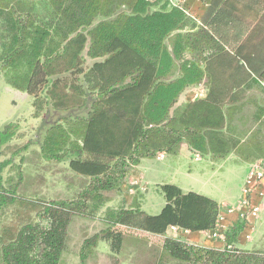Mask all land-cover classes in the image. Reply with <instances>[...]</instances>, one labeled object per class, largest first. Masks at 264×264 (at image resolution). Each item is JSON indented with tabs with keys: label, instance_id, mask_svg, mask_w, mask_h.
Listing matches in <instances>:
<instances>
[{
	"label": "trees",
	"instance_id": "1",
	"mask_svg": "<svg viewBox=\"0 0 264 264\" xmlns=\"http://www.w3.org/2000/svg\"><path fill=\"white\" fill-rule=\"evenodd\" d=\"M231 2L244 9L263 0H210L198 21L172 0H0V74L32 99L38 154L87 180L72 199L19 194L21 165L12 160L29 144L8 147L22 135L17 122L3 125L0 160L14 151L0 161V264H65L76 216L100 220L103 233L160 237L161 255L175 264H264V251L241 246L248 232L241 219L226 227L218 248L171 237V227L213 231L220 215L213 199L174 185L158 187L165 205L156 216L136 198L99 212L103 194L121 196L142 160L178 155L182 145L205 160L264 158V112L247 94L264 93L262 68L243 65L260 19L247 32L243 12L227 11ZM198 87L203 98L180 101ZM6 167L15 176L4 179ZM98 237L81 244V263Z\"/></svg>",
	"mask_w": 264,
	"mask_h": 264
},
{
	"label": "rangeland",
	"instance_id": "2",
	"mask_svg": "<svg viewBox=\"0 0 264 264\" xmlns=\"http://www.w3.org/2000/svg\"><path fill=\"white\" fill-rule=\"evenodd\" d=\"M91 63L88 61V66ZM188 96L196 99L202 94L200 89H193ZM31 103V97L9 88L0 74V128L8 122H17L22 136L12 141L8 147L15 150L29 144L27 150L21 151L12 160L16 165H21L23 175L18 192L28 198L46 200L75 198L87 185V180L71 171L66 163H49L39 156L35 141L40 120L32 119ZM14 150H9L0 161L8 160ZM236 160L231 158L209 165L195 162L193 156L183 158L181 154L165 155L163 160H142L138 167L139 176L127 180L121 196H115L114 193L103 194L106 200L99 212L116 208L122 200L130 204L136 198L142 212L148 216H156L165 205L164 196L158 189L163 185H174L184 193L194 192L233 208L240 198L243 178L247 173L246 165ZM8 169L6 167L2 172L4 179L15 176ZM226 205L222 208L224 212ZM103 230L105 226L98 219L74 217L68 230V249L62 257L65 264H175L161 255L160 237L123 228L107 233H103ZM93 235L99 236L97 246L93 248L89 259L81 263V244ZM181 237L200 246H204L206 240L217 241L207 237L200 241L194 237ZM241 240V246L246 249L264 251V196L251 235L249 234L248 239L242 236ZM219 244L221 243L212 245Z\"/></svg>",
	"mask_w": 264,
	"mask_h": 264
},
{
	"label": "crops",
	"instance_id": "3",
	"mask_svg": "<svg viewBox=\"0 0 264 264\" xmlns=\"http://www.w3.org/2000/svg\"><path fill=\"white\" fill-rule=\"evenodd\" d=\"M209 1L210 0H172V3L174 5H177V4L182 5V7L187 9V12H189V14H191L190 17L192 19L198 21L204 15L206 8L209 6ZM239 9H240L239 6H237L236 4L231 2L228 6L227 11L229 12V14H237ZM253 10L256 12H259V14L256 16H253ZM227 11H225V12H227ZM242 12H243V15H242L243 20L248 21L247 32L249 30H252L253 28H255L257 21L260 19V28L259 29L256 28L254 31H252L251 32V34H252L251 39H248L247 43H245V47L243 49V54L245 55L246 60H245V64H243V65L245 68H248L250 66L255 67V68H260V67L262 68V73H261L262 77H261L260 83H261L262 88H264V0H263V3L261 4L260 7H256L255 5H251L248 7L245 6L244 9H242V8L240 9V12H238V14H240ZM253 36L255 37V41H254ZM258 42L260 43V45H257ZM251 75L253 76V74H251ZM194 89L195 90L200 89V91L201 90L204 91V89H202L201 87L194 88ZM192 90L193 89H191V90L187 91L185 94H183L180 98V101L185 103L188 101H195V100L201 99L205 96V91H204L201 93L202 94L201 97L196 98V99L190 98L188 95H189V93L192 92ZM247 94L251 95L252 97H255V99H257V100H260V106H258V104H257V106H258V109L260 108V111H262L261 113H263L264 112V93L260 94L259 99H258V96L257 95L255 96L254 93H252V92H248ZM185 98H187L188 100ZM254 105H256V104H254ZM254 105H253V107H254ZM248 115H249V113L247 114V116ZM263 116H264V113H263ZM178 154H181L183 158H185V156H188V157L193 156V153L190 152L185 145L181 146V149H180ZM164 158H165V155H163V158L161 160H163ZM231 158L237 159L236 160L237 162L242 163L239 160V158L233 153L230 154L224 160H210V159L205 160V159L199 157L198 160L194 159V161L195 162H202V164L207 163L210 165L213 162L225 161V160H228ZM259 160H264V158H260ZM243 164L246 165L247 173H246L245 177L243 178L242 187H243L245 179L249 173L250 167L252 166V165H249L247 163H243ZM242 187L240 189V198H241ZM240 198H238L237 202L239 201ZM237 202H236V205H237ZM217 203L220 206V215L222 217L221 218L222 219L221 224H223L224 227H227L228 225H231L234 222H236L238 219H240L238 212H234V213H228L226 211L224 212V210H222V208L226 204H224L223 202H217ZM226 206L231 207L229 205H226ZM203 233L204 232L195 233V234L190 233V235L188 237H194V238H197L198 241H200V240L205 239L203 236ZM221 242L222 241L214 242L213 240L212 241L206 240L204 243V246L218 248V247H220L221 244H219V245H212V244L213 243L214 244L215 243H221Z\"/></svg>",
	"mask_w": 264,
	"mask_h": 264
},
{
	"label": "built area",
	"instance_id": "4",
	"mask_svg": "<svg viewBox=\"0 0 264 264\" xmlns=\"http://www.w3.org/2000/svg\"><path fill=\"white\" fill-rule=\"evenodd\" d=\"M204 92L201 90V93ZM163 158V154L157 156L158 160ZM193 158L198 160L199 157L193 154ZM264 196V160H259L250 167L249 173L245 179L244 185L241 190V198L237 202V205L227 207L228 213L238 212L239 218L246 222V227L251 235L253 231V225L261 211V201ZM221 215H219L218 222L213 231L204 232L203 236L209 239H217V241L223 240V232L226 227L221 224ZM169 234L171 237L185 236L188 237L190 233L188 231H180L175 227L169 228ZM249 234H246L245 239H248Z\"/></svg>",
	"mask_w": 264,
	"mask_h": 264
}]
</instances>
